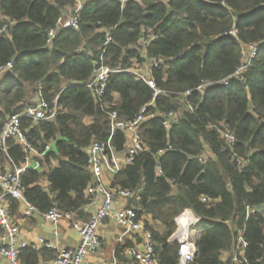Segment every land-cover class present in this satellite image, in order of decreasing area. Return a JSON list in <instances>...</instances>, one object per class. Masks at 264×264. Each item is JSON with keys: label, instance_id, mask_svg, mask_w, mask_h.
<instances>
[{"label": "trees", "instance_id": "1", "mask_svg": "<svg viewBox=\"0 0 264 264\" xmlns=\"http://www.w3.org/2000/svg\"><path fill=\"white\" fill-rule=\"evenodd\" d=\"M74 5L0 0V68L12 63L0 73V135L10 116L36 104L39 92L58 107L51 122H22L35 148L52 143L42 170L22 176L25 199L39 217L56 204L88 220L86 192L96 183L89 148L107 145L110 113L131 122L145 110L143 150L108 187L135 194L127 204L144 218L158 264L179 263L178 245L169 238L186 210L200 218L190 264H228L240 231L248 244L241 260L264 264V0H83L79 28L51 38ZM250 47L256 52L245 62ZM144 66L153 88L138 76ZM101 67L119 72L109 75L99 96L86 84ZM170 113L176 118L167 128L163 117ZM225 131L234 135L233 147ZM111 145L123 154L127 135L116 131ZM7 146L11 161L22 165V146L14 140ZM12 169L0 152V173ZM10 202L9 212L19 220L20 203ZM248 207L260 210L248 217ZM131 246L129 237L115 245L118 264L128 263ZM55 257L56 250L31 247L19 260L40 264Z\"/></svg>", "mask_w": 264, "mask_h": 264}, {"label": "built area", "instance_id": "2", "mask_svg": "<svg viewBox=\"0 0 264 264\" xmlns=\"http://www.w3.org/2000/svg\"><path fill=\"white\" fill-rule=\"evenodd\" d=\"M83 6V1L75 0L73 12L58 20V28L51 30L49 35L54 38L60 31L67 28H79V12ZM107 42H111L110 32L107 33ZM255 55L256 48L250 47ZM12 68V63L6 67L0 68V73H7ZM119 70L101 67L96 72L94 80L86 87L95 88L99 96L105 91L107 81L110 74L117 73ZM239 71L237 72V74ZM146 81L150 87H154L152 80L146 76L138 75ZM228 82L225 81L226 85ZM210 83H206L198 88L202 91ZM188 91L186 95H190ZM37 102L34 105L26 107L22 112L10 116L0 135V152L6 154L12 165V170L6 173H0V264H22L19 260L21 250L26 248H34L36 251L42 248L56 250V257L49 262L40 264H87L88 255H96L102 249V240L100 231L107 221H114L121 229L122 234L119 243L123 242L126 236L137 237L133 240V246L126 251L128 263L126 264H158L156 250L152 241V234L145 231L144 218L139 216V211L125 204L135 194L125 190H111L105 179V171L117 174L123 167L131 165L135 156L143 150V142L139 133L141 125L145 122V110H142L133 121L125 122L118 119L116 112L110 113L111 134L107 145L93 143L88 150V164L95 179V185L90 187L86 195L90 198L89 204L86 206V213L89 219L86 221L77 220L74 214L64 213L55 204L51 210L42 215V218L52 229L55 237L61 234V222L69 221L72 228L77 231L79 236V244L74 247H59L53 242H49L44 238H38L34 242L22 239L21 220H33L39 217L38 210L29 203L24 197V187L22 185V176L27 170L41 171L40 160L43 159L52 148V143L45 146L44 150L35 148L28 140L26 132L23 130V120H30L35 124L41 122H51L55 119L58 111L57 103L51 106L39 92ZM165 126L169 128L176 118L173 113L163 117ZM116 131H122L127 135L128 146L126 151L119 157L111 145V140ZM223 138L229 147L235 144V137L229 131L223 133ZM14 140L21 145L25 151V159L22 165L16 166L8 155L7 143ZM11 200L20 203L21 218L19 220L11 216L9 207ZM258 208H247V216L259 212ZM200 218L191 210L184 211L176 219V230L169 238V242L178 245V264H190L194 261L197 254V241L200 232L196 225ZM248 246L243 238V232H239V238L236 248L233 252L231 261L228 264H249L247 260H241L240 256L244 254L245 248ZM112 264H118L115 255Z\"/></svg>", "mask_w": 264, "mask_h": 264}, {"label": "crops", "instance_id": "3", "mask_svg": "<svg viewBox=\"0 0 264 264\" xmlns=\"http://www.w3.org/2000/svg\"><path fill=\"white\" fill-rule=\"evenodd\" d=\"M122 154L119 155L121 157ZM108 171H105V179L107 180L108 186L111 184L114 176ZM128 202H125L126 205ZM86 212V210H85ZM34 220V219H33ZM22 239L29 242H34L38 238H44L49 242H53L59 247H74L79 244V236L76 230L72 228L69 221L61 222V234L59 237H55L52 233V229L48 223L42 218L37 217L35 221L21 220ZM122 234L121 229L115 224L114 221H107L105 226L100 231V237L102 240V249L96 255H88L86 258L87 264H112L114 256L115 245L120 244L119 239ZM129 237L133 243V240H137V237ZM107 245L108 249L104 248ZM112 259V260H111Z\"/></svg>", "mask_w": 264, "mask_h": 264}, {"label": "rangeland", "instance_id": "4", "mask_svg": "<svg viewBox=\"0 0 264 264\" xmlns=\"http://www.w3.org/2000/svg\"><path fill=\"white\" fill-rule=\"evenodd\" d=\"M80 1H83V0H80ZM73 9H74V7H68L64 11V16L70 15L73 12ZM144 44L145 43H141V46H143ZM252 53L253 52L250 50V48L249 49H246V52H245V62L246 61L248 62L252 58ZM141 70H142L141 76H145V75L148 74V66L141 67Z\"/></svg>", "mask_w": 264, "mask_h": 264}]
</instances>
